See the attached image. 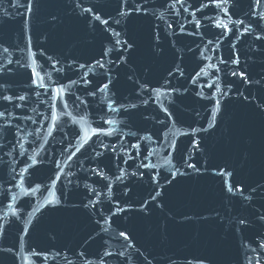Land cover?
Segmentation results:
<instances>
[{
  "label": "water",
  "instance_id": "obj_1",
  "mask_svg": "<svg viewBox=\"0 0 264 264\" xmlns=\"http://www.w3.org/2000/svg\"><path fill=\"white\" fill-rule=\"evenodd\" d=\"M26 4L0 0V264H264V0Z\"/></svg>",
  "mask_w": 264,
  "mask_h": 264
},
{
  "label": "snow or ice",
  "instance_id": "obj_2",
  "mask_svg": "<svg viewBox=\"0 0 264 264\" xmlns=\"http://www.w3.org/2000/svg\"><path fill=\"white\" fill-rule=\"evenodd\" d=\"M176 2H180V0H176ZM220 2L221 3H227L228 0H220ZM260 2H261V0H255L256 5H259ZM31 3H32V0H27V4L25 5V11L26 12L31 11ZM121 4H122V6L127 5L128 0H121ZM13 6H16V0H13ZM118 11H119L120 15H128L131 13L132 9L129 7L128 11L125 12V11H123V7H122L121 9H118ZM262 18H264V17H262ZM97 19H99V17H97ZM104 23H107V21H104ZM115 35L118 37L119 33H115ZM116 43L120 44V40L117 39ZM124 44L126 46L125 50L132 48V45L130 43H128L127 41H125ZM5 51H7V50L5 49ZM233 75H236V73L234 72ZM241 75H243V74H241ZM104 87L106 88L107 84H105ZM6 99H10V97H6ZM20 99L22 100V99H24V97H20ZM0 115H3V113H0ZM189 167L195 168V165H189ZM232 190L233 189L231 187L228 188V191L231 192ZM261 218L264 219V217H261ZM241 223H243V221H241ZM124 235H125L124 233H121V236H124ZM125 238L127 239V237H125ZM262 247H264V245H262Z\"/></svg>",
  "mask_w": 264,
  "mask_h": 264
}]
</instances>
